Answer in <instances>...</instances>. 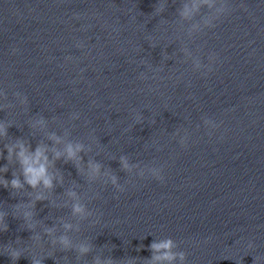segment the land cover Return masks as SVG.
Here are the masks:
<instances>
[{
	"label": "water",
	"instance_id": "water-1",
	"mask_svg": "<svg viewBox=\"0 0 264 264\" xmlns=\"http://www.w3.org/2000/svg\"><path fill=\"white\" fill-rule=\"evenodd\" d=\"M158 2L0 0V87L8 97L0 120L15 124L9 135L27 137L33 147L42 139L27 125L36 115L60 134L67 128L73 139L95 138V158L126 191L89 185L72 164L60 163L66 184L54 197H63L72 181L82 185L94 215L74 236L93 241L104 256L143 264L151 243L170 237L187 252V264H264V2L231 0L230 13L192 40L177 16L181 0H169L161 16L154 13ZM184 46L205 64L215 52L213 72H194ZM16 91L28 97L27 107L15 100ZM73 112L79 121L70 119ZM138 112L146 119L136 125ZM205 116L220 124L211 135ZM178 128L189 134L187 148L173 135ZM122 154L142 167H163L166 182L127 175L111 159ZM21 199L0 188L6 211ZM37 212L48 226L70 217L69 208L48 202L38 203ZM8 223L0 243L19 238L46 254L30 241L32 232L20 230L22 221L9 216ZM56 257L76 264L74 252ZM0 264L12 261L0 255Z\"/></svg>",
	"mask_w": 264,
	"mask_h": 264
},
{
	"label": "clouds",
	"instance_id": "clouds-1",
	"mask_svg": "<svg viewBox=\"0 0 264 264\" xmlns=\"http://www.w3.org/2000/svg\"><path fill=\"white\" fill-rule=\"evenodd\" d=\"M168 6L169 0H159L155 7V15H163ZM205 9H207V13L203 11ZM230 11L231 0H181L177 16L182 27L184 23L188 24L185 31L188 39L192 40L205 29L214 28L215 23L228 15ZM150 44L155 47L151 42ZM76 46L83 47L80 43ZM181 51L185 58L184 62H190L192 70L205 77L213 72V65L219 60L218 55L211 52L207 56L208 63L205 64L202 56L194 54L189 47L184 46ZM13 52L15 53V50ZM165 54L168 59H172V56H169L167 52ZM14 98L25 107L29 105L28 97L19 91L14 93ZM7 99V93L3 87H0V111L5 110L3 101ZM12 106L9 105V107ZM70 119L79 121L81 115L79 112H73ZM134 119L137 125L143 124L146 118L143 113L138 112ZM152 123L156 124V119ZM14 125L0 120V145H2L0 146V188L9 190L14 197H26V199H21L20 202L12 205L10 212L0 204V234L10 230L8 219L11 216L22 221L20 230L32 232L30 241L46 254L32 252L25 241L17 238L15 242L0 243V255L10 257L12 264H16L24 256L30 257L31 264H44L45 259L49 257L56 258L57 264H71L69 259L57 258L58 251L74 252L76 264H139L138 258L135 257L117 260L112 255L104 256L102 254L104 249L97 250L93 241L75 238L74 234L81 231L83 222L94 215L81 195L82 185L72 181L63 197L59 200L54 197L56 188L58 186L64 188L66 184L65 175L58 167L60 163L72 164L89 185L100 182L105 186L111 185L120 193L126 191L114 170L95 158L99 155L93 147L97 143L95 138H90L87 143L83 140L73 139L71 131L67 128L62 130L63 134H60L50 127L48 118L36 115L27 125L31 129L33 138L39 136L42 139H39L33 147L32 140L29 138L9 135V129ZM203 125L209 130V135L220 127L216 120L207 116L203 117ZM173 135L182 147H188L189 134L187 130L178 128ZM85 156L88 157L87 161H85ZM111 159H118L120 169L129 176H138L142 180L150 177L162 184L166 182L163 167H142L140 163L132 162L126 154ZM5 160L7 163H2ZM10 171L11 179L8 178ZM41 202H48L53 209L69 208L70 217H60L53 226H48L37 218V204ZM104 247L111 253L112 248L107 245ZM253 247L254 244L250 242L249 248ZM149 249L151 257L145 259L143 264H187V252L179 250L177 242L170 237L156 238ZM89 256L92 257L91 261L88 260ZM257 259L259 260L258 257H256Z\"/></svg>",
	"mask_w": 264,
	"mask_h": 264
}]
</instances>
